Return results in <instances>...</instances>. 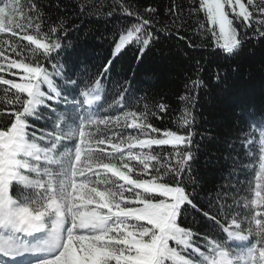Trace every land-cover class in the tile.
I'll return each instance as SVG.
<instances>
[{"label": "snow or ice", "instance_id": "6c2138e0", "mask_svg": "<svg viewBox=\"0 0 264 264\" xmlns=\"http://www.w3.org/2000/svg\"><path fill=\"white\" fill-rule=\"evenodd\" d=\"M247 5L242 0H199V7L189 15L203 11L207 26L200 23V28L211 32L215 46L231 57L239 54L247 39L264 37V0H247ZM226 7L231 9L232 18ZM115 12L134 17L136 22L121 25L114 55L135 44L142 56L152 39L148 29L154 21L134 12L123 0H117L109 15ZM169 12L174 22L183 26L182 10L173 5ZM44 17L37 0H0V33L6 34L0 36V85L8 86L3 92L5 99L11 100L10 107L0 108L3 264H264V120L248 119L241 138L247 162L232 159L226 183L215 190V199L209 198L215 214L202 211L192 199L195 188L188 190V185L195 183L189 163L194 159L191 132L180 135L161 131L150 123L155 113L147 110L129 108L102 115L104 105L93 104L101 99L100 84L113 60L103 65L97 78L89 77L87 82L78 79L75 71L64 67L55 70L52 53L59 55L64 46L59 33H66V23L58 18L47 33L41 34ZM28 29H35L39 35L30 34ZM22 41L35 45V49ZM26 48L34 56L42 50L40 55L55 71L49 72L39 62L26 63L22 58ZM5 75L17 76L22 82ZM54 77L72 86L70 92L83 85L79 92L83 100L73 96L70 101L62 95ZM12 89L16 91L8 97ZM127 91L122 89L113 101L119 109L124 108ZM46 101L71 106L58 113L47 104L53 127L37 137L29 131L34 125L28 118L37 116L38 107ZM158 108L167 111L164 104ZM190 117L189 104L182 113L183 124L188 127ZM110 126L138 132H106ZM153 145H169L172 152L162 161L152 151ZM237 165L252 171V178L239 192L231 183ZM184 205L214 220L227 239L205 236L202 249L192 230L177 223ZM170 241L177 247L170 246Z\"/></svg>", "mask_w": 264, "mask_h": 264}, {"label": "trees", "instance_id": "16d2710c", "mask_svg": "<svg viewBox=\"0 0 264 264\" xmlns=\"http://www.w3.org/2000/svg\"><path fill=\"white\" fill-rule=\"evenodd\" d=\"M37 2L45 12L41 34L47 33L48 26L58 18L66 23V33H59L64 46L59 50V55L52 53L55 62H61L66 69L75 71L78 79L87 82L89 77L97 78L103 65L109 59L113 60V66L108 74H104L99 88L104 96L102 104L106 109L102 115L129 108L138 112L147 110L155 113L150 117V123L161 131L170 130L180 135L191 132L194 159L189 163L195 183H190L188 190L195 188L192 199L202 211L215 214L216 208L209 205V198L215 199V190L226 183L232 159L238 157L247 162L241 138L248 127V119L255 117L257 121L264 120V37L247 39L239 54L230 57L215 46L211 32L200 28V23L207 26L204 12L189 15L190 10L199 7V0H123L134 12L154 21L148 29L152 39L142 56L135 44L126 45L114 55L121 25L131 26L136 22L134 17L119 12L109 15L117 0ZM242 2L248 6L247 0ZM173 5L182 10L183 26L179 21L174 22V15L169 12ZM149 8L155 11L146 12L145 9ZM225 10L232 18L231 9L226 7ZM234 23L238 24L239 21L234 20ZM28 32L39 35L35 29H28ZM4 35L6 34L0 33V36ZM13 39L19 40L18 37ZM22 44L35 49V45H30L28 41H22ZM27 48L22 57L26 63L39 62L45 68L52 69V64L40 55L42 50H37L34 56ZM218 74L219 79L216 78ZM5 78L22 82L17 76L5 75ZM57 78L61 81L58 90L62 92L76 96L83 89L81 85L76 92H70L72 86L65 85L62 78ZM193 81L200 83L194 84ZM7 87L0 85V108L11 106V100L5 99L3 92ZM122 89L128 91L125 93V107L119 109L113 101ZM15 91L12 89L7 96L11 97ZM47 104H51L56 112L60 110L54 101H47ZM159 104L166 105L167 111L161 112ZM189 104L190 127L182 121L184 108ZM37 114L38 117L31 121L34 127L30 129V133L35 132L38 137L43 127L50 126L53 116L45 105ZM105 131L136 134L134 129L124 127L110 126ZM152 151L164 161L172 152V147L153 145ZM226 156L229 157L228 160H225ZM132 163L140 167L137 161ZM170 163L174 164L175 159ZM161 171L163 172V168ZM251 178V168L237 165L231 178L234 190L239 192ZM164 179L170 181L171 177L165 176ZM177 223L192 230L194 240L202 249L205 236L226 240L219 224L188 205L182 206Z\"/></svg>", "mask_w": 264, "mask_h": 264}, {"label": "rangeland", "instance_id": "374dc122", "mask_svg": "<svg viewBox=\"0 0 264 264\" xmlns=\"http://www.w3.org/2000/svg\"><path fill=\"white\" fill-rule=\"evenodd\" d=\"M238 10V9H237ZM57 69H60V66L59 65H57ZM178 220V219H177ZM170 243V242H169ZM172 246H173V244H172Z\"/></svg>", "mask_w": 264, "mask_h": 264}]
</instances>
